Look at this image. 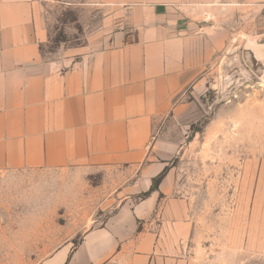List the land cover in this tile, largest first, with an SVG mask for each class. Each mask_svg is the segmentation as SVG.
<instances>
[{"label":"crops","instance_id":"0c3cea01","mask_svg":"<svg viewBox=\"0 0 264 264\" xmlns=\"http://www.w3.org/2000/svg\"><path fill=\"white\" fill-rule=\"evenodd\" d=\"M215 1L111 0L85 44L50 59L43 2L0 0V170L125 178L109 216L41 264H189L194 220L174 174L140 195L170 157L156 119L225 34L211 20L230 0Z\"/></svg>","mask_w":264,"mask_h":264},{"label":"rangeland","instance_id":"374dc122","mask_svg":"<svg viewBox=\"0 0 264 264\" xmlns=\"http://www.w3.org/2000/svg\"><path fill=\"white\" fill-rule=\"evenodd\" d=\"M41 1L44 56L63 59L89 40L111 0ZM226 3L211 20L225 30L214 55L154 129L169 143L167 172L190 203L189 264H264V80L242 59L245 44L264 43V0ZM124 179L78 166L0 170V264H41L76 246L122 202Z\"/></svg>","mask_w":264,"mask_h":264},{"label":"water","instance_id":"95a60500","mask_svg":"<svg viewBox=\"0 0 264 264\" xmlns=\"http://www.w3.org/2000/svg\"><path fill=\"white\" fill-rule=\"evenodd\" d=\"M242 59L247 68L259 79H264V43L245 44Z\"/></svg>","mask_w":264,"mask_h":264},{"label":"trees","instance_id":"16d2710c","mask_svg":"<svg viewBox=\"0 0 264 264\" xmlns=\"http://www.w3.org/2000/svg\"><path fill=\"white\" fill-rule=\"evenodd\" d=\"M167 174V168L164 169L158 176H156L154 179H153V184L151 186V188L146 191V192H143L141 195H140V198H146L147 196H149L153 191L157 190L159 188V185L160 183L162 182L163 178L166 176Z\"/></svg>","mask_w":264,"mask_h":264},{"label":"bare ground","instance_id":"6f19581e","mask_svg":"<svg viewBox=\"0 0 264 264\" xmlns=\"http://www.w3.org/2000/svg\"><path fill=\"white\" fill-rule=\"evenodd\" d=\"M264 80V79H263Z\"/></svg>","mask_w":264,"mask_h":264}]
</instances>
